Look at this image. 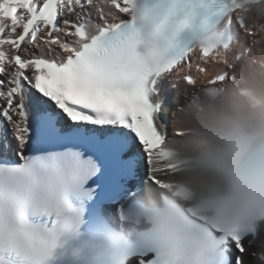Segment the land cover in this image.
I'll list each match as a JSON object with an SVG mask.
<instances>
[{"label":"snow or ice","instance_id":"1","mask_svg":"<svg viewBox=\"0 0 264 264\" xmlns=\"http://www.w3.org/2000/svg\"><path fill=\"white\" fill-rule=\"evenodd\" d=\"M133 4L0 0V264H49L61 214L63 227L78 228L102 181L111 201H129L121 213L134 219L139 205L126 183L164 179L152 165L166 158L159 149L168 120L164 98L157 105L152 97L162 96L184 52L178 47L163 66L144 55L141 27L128 20ZM29 209L52 227L29 223ZM199 240L200 264H246L241 235L217 230ZM129 264L174 262L145 238Z\"/></svg>","mask_w":264,"mask_h":264},{"label":"clouds","instance_id":"2","mask_svg":"<svg viewBox=\"0 0 264 264\" xmlns=\"http://www.w3.org/2000/svg\"><path fill=\"white\" fill-rule=\"evenodd\" d=\"M137 3L128 20L141 27L144 55L163 66L178 47L184 52L171 65L182 102L170 134L161 125L166 158L152 165L164 179L136 191L134 219L121 213L128 200L115 215L91 223L85 215L76 229L63 227L62 213L53 251L67 249L73 264H129L148 238L174 264H200V235L224 230L241 235L264 264V0H157L158 14ZM233 19L243 21L239 37Z\"/></svg>","mask_w":264,"mask_h":264},{"label":"bare ground","instance_id":"3","mask_svg":"<svg viewBox=\"0 0 264 264\" xmlns=\"http://www.w3.org/2000/svg\"><path fill=\"white\" fill-rule=\"evenodd\" d=\"M95 18V17H94ZM239 37V36H238ZM170 78H167L166 80L162 81L161 87H162V97L165 100V107H164V111H163V116L165 117V112L167 110V112H169V114H171V111L174 110L178 103L182 102V98L179 95V93H175L174 90H172L171 84L174 82L172 76H169ZM166 118V117H165ZM167 119V118H166ZM169 121H170V116L168 117ZM167 119V120H168ZM160 123H164L163 120L160 121ZM169 132V126H167V128L165 129ZM143 169L141 170V174L143 175ZM146 184H149V182H147L146 180H144L143 184H141L140 187L144 188L146 186ZM134 183H131V186H133ZM251 264H257V262L251 258ZM254 260V261H253Z\"/></svg>","mask_w":264,"mask_h":264},{"label":"rangeland","instance_id":"4","mask_svg":"<svg viewBox=\"0 0 264 264\" xmlns=\"http://www.w3.org/2000/svg\"><path fill=\"white\" fill-rule=\"evenodd\" d=\"M168 78H170V77H168ZM172 90H174L173 88H172ZM175 91V93L177 94L178 92L176 91V90H174ZM165 117H169L170 116V114H169V112H167V110H166V112H165ZM252 251H255V249H251V250H248V252L247 253H245L244 254V256H243V258L245 259V261H246V264H251V261L250 260H252L251 258V256H252ZM255 260V259H254ZM253 260V261H254ZM256 261V260H255Z\"/></svg>","mask_w":264,"mask_h":264}]
</instances>
